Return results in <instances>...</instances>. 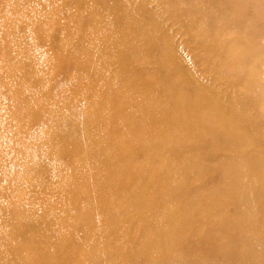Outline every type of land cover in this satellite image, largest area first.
<instances>
[{
  "label": "bare ground",
  "instance_id": "6f19581e",
  "mask_svg": "<svg viewBox=\"0 0 264 264\" xmlns=\"http://www.w3.org/2000/svg\"><path fill=\"white\" fill-rule=\"evenodd\" d=\"M13 1L18 7L11 5ZM30 1L0 0L2 9H6L5 19L0 22V99L6 95V105L11 113L7 124L10 134L4 135L0 130V194L9 185H15L13 193L7 194L12 196L9 222L4 224L8 230L4 233L0 230V264L11 261L13 264H57L49 257L53 253L58 261L69 258L80 264L78 256L86 252L117 258L113 262L104 257L100 264H264V127L260 131L250 128L251 124L264 118L262 109L248 97L237 94L233 101L235 109L226 115L213 99L211 103H200L203 87L197 86L196 95H192L185 87L186 80L175 77L171 71L162 80L164 89L150 83L132 84V87L139 86L135 93L139 95L141 105L130 114L131 123H117L116 114L123 103L117 94H108L110 101L104 105L114 107L113 113L104 107L94 110L103 103L101 92H96L91 102L81 104V97L88 93L82 91L79 79L64 91H56L49 82L51 65L42 56L44 47L54 38V30L62 29L60 51L66 57H73L78 69H83L81 50H86L87 42L92 46L98 42L99 32L84 30L80 23L64 25L61 19L68 12L75 16L77 10L90 15L93 9L89 7V0H35L40 2L37 8ZM215 1L218 9L204 15L203 28L212 27L218 21L229 22L232 16L222 10L229 0ZM109 6L113 7V4ZM135 6L136 2L130 0L124 10L135 14ZM25 20L29 27L28 44L13 34V24ZM136 33L142 38L131 46L137 51L141 45L139 53L142 46L148 52L154 46V40L151 39L152 44L146 47L145 31ZM203 34L209 37V34ZM110 39L121 44L124 41L132 43L134 38L125 39L113 32L110 36L102 34L99 41L106 54ZM67 41L69 45H66ZM92 46L88 48L96 54L103 52L102 49L93 50ZM125 52L118 48L114 52L117 60L110 59V62L128 73L133 66L136 69L145 66L141 65V59L137 65L130 63L135 58H125ZM210 64L218 66L212 61ZM150 70L156 74L164 67ZM102 75L98 74V77L102 78ZM94 76L97 80L96 73ZM97 83V90H104L100 87L101 82ZM126 86L130 84L121 87ZM65 106L83 110L87 130L96 136L107 137V141L112 140L114 152L105 148L102 153L109 166L102 173L77 176L83 166L78 160L60 165L51 175V181L63 184L61 178L64 185L47 190L43 181L38 183L37 161H57L59 121L66 113ZM201 108H205L202 115L199 114ZM39 113L45 114L44 122L28 133L26 130ZM155 121L164 126H154ZM149 127L153 132L147 135L145 132ZM238 131L245 137L239 141L249 146L258 144L261 149L256 153L250 152V147L237 151ZM107 141L84 137L80 145L97 146L101 152V143L105 145ZM168 142L176 146L200 144L204 153L174 158V148ZM227 149L231 153L216 166L221 172L220 179L207 185L204 194L184 195L187 184L199 182L210 170L206 159L217 157ZM137 150L143 151L142 157H136ZM12 152L14 155L9 161L14 165L6 176L2 173L3 162ZM84 165L91 168L89 164ZM142 173L150 178L151 188H146ZM22 175L29 177L30 183L20 184ZM34 178L36 182H31ZM41 188L40 194L36 193L35 190ZM50 198H54L53 203L47 201ZM161 202L169 208H160L157 204ZM236 202L238 209L234 208ZM31 209L40 217L32 237L35 238L32 240L35 249L24 246L26 235L21 227ZM120 212H123L121 216L125 215L124 220L117 216ZM130 223H133L132 231L117 232L118 226L130 227ZM79 233H84V237L75 239ZM191 237L211 243L216 258L208 253L180 249L179 243ZM67 251L69 255L64 258L61 252ZM138 257L144 259L143 262L139 263Z\"/></svg>",
  "mask_w": 264,
  "mask_h": 264
},
{
  "label": "rangeland",
  "instance_id": "374dc122",
  "mask_svg": "<svg viewBox=\"0 0 264 264\" xmlns=\"http://www.w3.org/2000/svg\"><path fill=\"white\" fill-rule=\"evenodd\" d=\"M114 1L120 3H112ZM128 1L130 0H89V7L93 9L90 15L89 12L78 10L75 16L71 12L63 14L61 22L64 25H69L70 23L72 25H78L80 23L84 30L88 28V30L94 31L95 29L99 33L98 42L93 44L92 40H88L92 42L93 46L87 42L85 45L87 47L86 50H81L80 57L83 60V69L79 70L75 59L73 57H66L60 51L62 49L60 43L63 30H54V38L44 47L43 50L45 52L42 53V56L51 65L52 72L49 82L56 91H64L65 88L76 83L79 79L83 89L82 91L88 93L86 97L80 96L82 100L80 102L81 104H85L88 100L91 102V98L96 95V92L103 93V103L95 108V111L102 109L105 103L110 101L107 98L108 94H117L120 98L119 100L123 101V103L119 105L120 110L116 114L118 115L116 122L118 123L119 121L120 124L126 125L133 121V118H130V114L136 111V106L141 105V102L137 98L139 95L135 93V90L139 86L132 87V84L150 83L149 85L155 84V87L164 89L165 84L162 80L166 78V74L174 71L175 77H181L186 80L184 83L185 87L192 95H196L198 91L197 86L203 87L204 92L200 100L201 104L202 102L211 103L213 99L216 104L221 106L222 112L229 115L235 109L233 101L237 94H239L255 102L258 108L264 112V0H229L224 8H222V10L232 15L229 22L225 20L224 23L218 21V23L212 24V27L208 28H203L204 15H210L217 11L218 7H216L217 2L215 0H132L136 2L135 14L124 10ZM30 2L35 8L40 5L39 1L33 0ZM110 4H113V7H110ZM11 5L14 8L18 7L15 1ZM89 7L86 9H89ZM5 10L0 6V22L5 19ZM13 26L14 36L24 44L30 43L29 27L26 20L23 23H14ZM144 31L147 38L146 47L152 44L150 42L151 39L154 40V46L149 48L150 51L148 50V52L144 51L142 46V50L139 53L141 45H139L137 51L131 45L142 38L136 32L142 33ZM111 32L129 40L133 37V42L127 43L124 41L118 44L110 39L107 48L109 53L106 54L99 41V37L102 34L110 36ZM204 32L207 35L209 34L208 38L203 34ZM50 35L53 36L52 33ZM69 43L67 41L66 45H69ZM91 46L94 47L93 50L102 49L103 52L96 54L94 51L89 50L88 47ZM118 48H123L126 51L123 54L125 58H135V61H130V63L137 65L139 64L138 59H141V65L143 64L145 66L143 68L139 66L138 69L133 66L129 68L130 73L118 69L115 64L110 62V59L117 60V54L114 52ZM111 52L112 54H110ZM210 61L213 64L215 62L218 66L211 65ZM1 67L2 65L0 64V69ZM153 67H164V70L161 72L159 70L155 74L154 71L150 70ZM94 73L97 74V80ZM98 74H103V77H98ZM151 77H156L157 80L155 79L153 81ZM97 81L99 83L101 82L100 87H103L104 90H97L99 86ZM126 83L130 84V86L122 88L121 86ZM220 99H222V103ZM2 100L3 102H0V130L1 132L2 130L4 131V135H8L10 131L7 124L11 113L9 107L6 105V95L1 97L0 101ZM113 103L111 102L110 104ZM61 107H58V109ZM115 107L118 109V103L115 104ZM65 108H67L66 113L59 121L60 130L58 132L59 142L57 147H59V150L56 153L58 154L56 157L57 161L42 159H38L37 161L39 167L36 174L38 183L43 181L42 185L47 190L54 186L60 187L64 185L61 178L60 181L63 184L56 183L57 181H51V175L56 173L60 165L62 166L72 160H78L83 166L81 173H77V176L89 172L92 174L102 173L109 168L102 153H104L105 148L109 150L108 152H114L113 148L115 144L112 140L107 141V137L101 134L96 136L87 130L83 110L71 109L68 106H65ZM204 109L201 108L202 112L199 111L200 115L204 114ZM104 110L113 113L114 107L111 108V105H109V107H104ZM44 116V113L42 115L39 113L38 117L26 131L32 133L37 130L44 122ZM263 119L251 124L250 128L254 127L256 131H260L264 127ZM155 123L154 126H164L159 121H155ZM149 132H153V128L152 130L150 127L146 129L145 133L147 135H149ZM237 134V151H240L243 147H250L252 148L250 152L256 153L259 151L257 149H261L258 144L249 146L242 143L239 140L245 138L241 136L243 132L238 131ZM84 137L92 141L93 138H96L97 140L107 142L105 145L101 143L102 150L100 152L97 146L93 148L81 146L80 143ZM167 144L174 148V158H178V156L192 157L204 153V147L200 144L183 143L182 146H176V144H172L171 142ZM230 153L231 150L229 151L227 149L221 151L217 157L207 158L206 164L210 167V170L203 174L199 182L194 185L187 184L184 188V195L192 196L196 192L204 194L207 185H212L220 179L221 172L218 171L216 166L223 157L228 156ZM13 155L14 152L7 155L5 159L8 162L6 160L3 162L4 167L2 168V173L6 176L7 173L12 171L8 172V169L14 165L13 161H9ZM135 155L140 158L143 156V151L137 150L135 151ZM84 164H89L88 166H91V168H88ZM142 175L144 176L143 173ZM31 182H36V179H32ZM143 182L144 184L146 183V188H151V181L147 175L143 177ZM19 183L28 184L30 183V179L22 175ZM3 185H5L4 182ZM14 187L15 185L11 184L0 194L1 233L8 230V227H5L4 224L9 222L12 196H8L7 194L13 193ZM41 190L43 189H36L35 191L40 194ZM28 192L31 193L30 190ZM3 195L7 196L2 197ZM204 198L202 197V199ZM32 199L34 200V198ZM35 199L37 200V198ZM47 201L53 203L54 198H50ZM164 204L165 202H161L157 205L163 209L169 208V206ZM238 205L239 203L236 202L234 208L238 209ZM122 213L120 212L117 216L124 220L125 215L121 216ZM39 219L40 217L33 209L28 211L26 217H24L21 227L22 232L26 235V238H24V246L26 248L31 247L35 249V245L32 243V240L35 238L32 237L35 234ZM120 226L117 227V232L126 233V231H132L134 229L133 223H130V227L128 225L125 227ZM76 236L75 239H81L84 237V233H79ZM125 246H128V244ZM179 248L185 251L193 250L199 254L208 253L213 255L212 245L205 239L201 240L195 237H191L188 240L183 239L179 243ZM125 249L123 247L124 252ZM97 254L92 252L80 253L78 256V259L81 261L80 264H100L104 257L108 258V260H114L113 262L117 259L112 256H106V254ZM61 255L66 258L69 255V251L61 252ZM94 255H96L95 259L93 258ZM49 257L53 261L55 260L57 264H78L77 262L69 260V258L58 261L55 258V253L49 254ZM213 258H216L215 253ZM143 260L141 257H138L139 263L143 262ZM13 263L14 261L10 262V264ZM37 264L41 263L37 262Z\"/></svg>",
  "mask_w": 264,
  "mask_h": 264
}]
</instances>
